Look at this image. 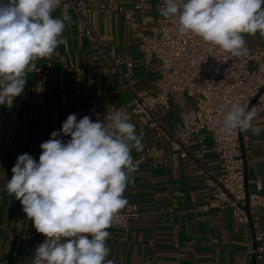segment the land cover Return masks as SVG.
<instances>
[{"label":"crops","instance_id":"0c3cea01","mask_svg":"<svg viewBox=\"0 0 264 264\" xmlns=\"http://www.w3.org/2000/svg\"><path fill=\"white\" fill-rule=\"evenodd\" d=\"M107 1L63 0L72 18L63 33L67 44L59 45L51 58L37 59L39 71L27 73L23 93L14 98L11 107L0 105V264H31L36 249L33 241L45 238L5 187L18 156L28 153L38 161L40 144L61 129L76 105L86 112L126 110L132 104L126 83L133 82L139 91L154 89L156 64H143L138 41L121 15L98 11ZM136 1L118 3L131 9ZM141 1L149 6L145 32L151 35L157 25V0ZM74 2L93 9L92 26L103 43L101 48L85 36L86 24ZM59 15L57 9L53 16ZM244 38L251 53L264 46L259 32L244 34ZM194 105L183 94L173 96L163 122L172 129L180 115ZM254 124L264 129V115L258 113ZM135 127L142 148L132 150L134 162L137 164L147 148H154L152 157L137 164L124 193L127 205L136 206L142 216L130 222L127 232L108 230L109 259L115 264H254L250 249L255 238L249 223L238 225L230 209L200 210L207 201L204 171L217 174L220 170L211 138L205 137L203 142L206 152L201 153V145L193 142L187 158H182L166 140L156 139L154 131ZM242 139L249 192L255 191L257 182L262 186L259 202H250L251 219L255 233H264V130L259 135L242 131Z\"/></svg>","mask_w":264,"mask_h":264},{"label":"clouds","instance_id":"9594fccd","mask_svg":"<svg viewBox=\"0 0 264 264\" xmlns=\"http://www.w3.org/2000/svg\"><path fill=\"white\" fill-rule=\"evenodd\" d=\"M68 8L63 0H0V105L11 107L23 93L27 73L39 71L37 59L51 58L67 44ZM159 14L176 22L180 34L198 36L234 57L249 53L244 34L264 38V0H164ZM257 115L233 103L222 131L259 135L264 129L254 124ZM40 148L38 161L28 153L18 156L5 185L45 237L31 264H115L108 229L128 204L124 193L138 170L131 152L142 148L130 117L124 110L106 111L95 121L69 114Z\"/></svg>","mask_w":264,"mask_h":264},{"label":"built area","instance_id":"2783aa9c","mask_svg":"<svg viewBox=\"0 0 264 264\" xmlns=\"http://www.w3.org/2000/svg\"><path fill=\"white\" fill-rule=\"evenodd\" d=\"M164 0H157V25L151 35L145 32L146 13L149 6L137 0L131 9L119 4L118 0H108L98 6V11L108 15L118 13L129 24L133 38L138 41V50L145 66L156 64L158 77L152 92L135 89L133 82L126 83L132 96L131 107L124 110L135 126L154 131L156 139L166 140L172 149L187 158L188 147L197 142L200 152L207 148L203 145L205 137L212 140V150L216 153L220 170L217 174L205 170L207 201L200 208L203 213L212 210L230 209L238 225L247 226L249 221L245 212L247 193L239 132L229 134L222 131L224 115L233 103L246 109L264 88V46L247 55L234 57L219 47L204 42L191 34H180L177 23L159 14ZM75 11L86 24L85 36L97 47L103 46L92 26L93 9L83 2H74ZM132 67V63L128 62ZM183 94L194 100V107L180 115V119L170 129L163 117L171 109L172 97ZM252 109L264 115V93ZM113 111V110H109ZM73 112L77 120L85 115L92 120L103 118L105 112H86L79 105ZM154 154V148H147L140 160L143 162ZM262 186L256 184L254 192H249L250 202H259ZM142 216L136 206L126 205L114 217L112 226L127 232L130 222ZM256 249H250L255 264H264V233H255ZM34 240L35 246L44 242ZM110 238L106 241L107 245Z\"/></svg>","mask_w":264,"mask_h":264},{"label":"water","instance_id":"95a60500","mask_svg":"<svg viewBox=\"0 0 264 264\" xmlns=\"http://www.w3.org/2000/svg\"><path fill=\"white\" fill-rule=\"evenodd\" d=\"M264 93V88L261 90L260 94L253 100V102L249 105V107L247 109H252V107L254 106V104L256 103V101L259 99V97L261 96V94ZM239 132V143H240V149H241V156H242V161H243V168H244V174H245V186H246V193H247V200H246V206H245V212L247 214L248 217V221H249V225L251 227V230L254 234V238H255V230H254V225L251 219V214H250V201H249V189L247 186V164H246V156H245V150H244V144H243V139H242V131L238 130ZM257 247V243L254 239V247L253 249H256ZM254 264H255V258H254Z\"/></svg>","mask_w":264,"mask_h":264}]
</instances>
